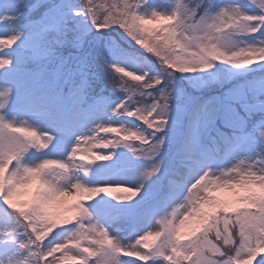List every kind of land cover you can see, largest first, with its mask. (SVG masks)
<instances>
[{
  "label": "snow or ice",
  "instance_id": "obj_1",
  "mask_svg": "<svg viewBox=\"0 0 264 264\" xmlns=\"http://www.w3.org/2000/svg\"><path fill=\"white\" fill-rule=\"evenodd\" d=\"M262 252L264 0H0V264Z\"/></svg>",
  "mask_w": 264,
  "mask_h": 264
},
{
  "label": "rangeland",
  "instance_id": "obj_2",
  "mask_svg": "<svg viewBox=\"0 0 264 264\" xmlns=\"http://www.w3.org/2000/svg\"><path fill=\"white\" fill-rule=\"evenodd\" d=\"M96 2L100 3V4H106L107 2H113V0H96ZM164 23H170V22L159 21V22H157V24H158L157 26L159 27L161 24H164ZM149 27H150V25H149ZM127 60H128L129 66L137 67V65H135L133 63V59L127 57ZM253 66H255V65H253ZM92 151L93 152H99V153L103 154L106 150H104V149H92ZM114 159H117L118 162L116 164L112 165L111 168L107 172H101L100 175L102 177L106 176V175H111L112 173H118L119 175H118L117 178H119V176H123L124 175V173L121 170L127 167L128 162L131 159L130 154L127 153V149L124 150V155L122 157H118V158H114ZM97 162H99V161H97ZM101 163L102 164H112V162H101ZM137 163L145 164V165L147 164L146 161H141V162H137ZM127 177L129 179H135V172L134 171H129L127 173ZM99 182L100 183H105V182H111V181H105L104 179H101ZM117 194L121 195V196L127 195V193H125V192H119ZM65 199H67L69 203H72V202H75L76 198L75 197H67ZM105 199H110V198L105 197ZM169 211H171V210L169 209ZM65 215H71V213H65ZM159 227L160 226L158 224H155L154 227H153V230L154 231L158 230ZM185 239H187V237H185ZM261 255H264V252L258 254L257 257L250 262V264H256V261L260 258ZM126 259H134V258H126Z\"/></svg>",
  "mask_w": 264,
  "mask_h": 264
},
{
  "label": "trees",
  "instance_id": "obj_3",
  "mask_svg": "<svg viewBox=\"0 0 264 264\" xmlns=\"http://www.w3.org/2000/svg\"><path fill=\"white\" fill-rule=\"evenodd\" d=\"M157 25H158L157 23H155V24H151L150 27L158 28ZM138 47H139V46H138ZM142 50H143V49H142ZM129 58L133 59L132 57H129ZM153 58H155V57H153ZM128 79H130V78H128Z\"/></svg>",
  "mask_w": 264,
  "mask_h": 264
}]
</instances>
